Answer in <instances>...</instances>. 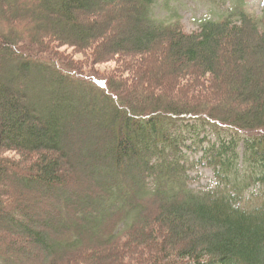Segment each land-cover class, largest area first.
Instances as JSON below:
<instances>
[{
  "label": "trees",
  "instance_id": "obj_1",
  "mask_svg": "<svg viewBox=\"0 0 264 264\" xmlns=\"http://www.w3.org/2000/svg\"><path fill=\"white\" fill-rule=\"evenodd\" d=\"M157 4L0 0L3 264H35L22 238L37 264H264V15L190 31ZM65 46L125 57L89 72ZM194 128L212 130L207 189L186 161Z\"/></svg>",
  "mask_w": 264,
  "mask_h": 264
},
{
  "label": "rangeland",
  "instance_id": "obj_2",
  "mask_svg": "<svg viewBox=\"0 0 264 264\" xmlns=\"http://www.w3.org/2000/svg\"><path fill=\"white\" fill-rule=\"evenodd\" d=\"M241 6H246L259 15H264V0H158L156 12L158 17L168 21H176L183 18L188 29L190 31H196L201 29L202 20L206 18H223L229 13L237 11ZM128 34L131 38L133 37L132 39H135L134 37L137 31ZM129 45L133 47L134 43L130 42ZM63 49L67 53L70 61L78 63L81 68L89 72L106 73L107 71H111L110 69L117 68L121 60L125 57V55H121L113 60L99 61L90 57L88 52H82L75 46H65ZM194 129H188L186 131L187 136L190 138L188 139L189 144L184 147L187 154L186 161L190 165H193L191 173L196 177L193 180V186L200 189H207L211 185L219 182V175L216 167L210 163L209 159H205V148L197 139L200 131L204 132L203 137H205L212 130H206L204 128H200V130ZM218 133L219 131L213 129L212 136L215 140L219 138ZM65 145L69 152L79 153L81 151L76 144L75 136L68 138ZM11 153L17 154L16 152ZM86 171L90 172L89 168ZM18 241L19 245L26 247L25 251L33 258L32 261L35 264L45 260V257H39V248L31 240L22 238ZM0 264H3L1 259Z\"/></svg>",
  "mask_w": 264,
  "mask_h": 264
},
{
  "label": "water",
  "instance_id": "obj_3",
  "mask_svg": "<svg viewBox=\"0 0 264 264\" xmlns=\"http://www.w3.org/2000/svg\"><path fill=\"white\" fill-rule=\"evenodd\" d=\"M2 71H3V68H2V63H1V60H0V80H1V77H2Z\"/></svg>",
  "mask_w": 264,
  "mask_h": 264
}]
</instances>
